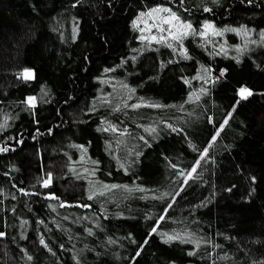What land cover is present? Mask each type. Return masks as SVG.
I'll list each match as a JSON object with an SVG mask.
<instances>
[{
	"label": "trees",
	"instance_id": "trees-1",
	"mask_svg": "<svg viewBox=\"0 0 264 264\" xmlns=\"http://www.w3.org/2000/svg\"><path fill=\"white\" fill-rule=\"evenodd\" d=\"M261 33L264 0H0V264H264Z\"/></svg>",
	"mask_w": 264,
	"mask_h": 264
},
{
	"label": "snow or ice",
	"instance_id": "snow-or-ice-1",
	"mask_svg": "<svg viewBox=\"0 0 264 264\" xmlns=\"http://www.w3.org/2000/svg\"><path fill=\"white\" fill-rule=\"evenodd\" d=\"M205 11H211L208 8L204 9ZM159 13H167V16H159V24H154L153 26L157 27L158 31L163 33V32H167L168 36L171 37L172 40L174 41H182V39L186 36H188L189 34H196L199 35L201 37H207L209 35V30H211V35L212 36H220L223 35V31H239L237 29H225L223 31L221 30H215L214 26L210 23H205L203 25V31L201 32H196L195 29L192 28V25L190 23H185L180 21L179 17L171 11V9L168 8H153L151 10H149L147 13H140V15L137 17V20L133 21V27L136 28L138 27V21H141L143 19V17L147 16L149 18H154V14H159ZM167 27H164V26ZM141 33H143L145 30L144 29H140ZM148 31L150 32L151 29L149 28ZM261 36L264 37V33H261ZM140 39L142 41H156L157 43L160 42H166L167 41V37L161 35L159 37L157 36H145V35H141ZM168 47H172V45L169 43ZM186 51V50H185ZM108 71V70H106ZM208 71V70H205ZM24 79H32L33 78V74L30 70L25 69L23 73L20 74ZM221 76L224 75L223 71L220 74ZM198 79H202L203 77H196ZM207 82V81H205ZM185 83H188V81H185ZM201 91H205L204 89H201ZM253 93L251 92V90L242 87L239 90V96L241 99H247L248 96H251ZM193 97L190 96L189 99L191 100ZM195 99H199V96H195ZM34 101L35 98L34 97H29L27 103L29 104V106H34ZM237 103H239V101H237ZM152 107H160V105H150ZM133 107H137V105H133ZM231 114H229L230 116ZM227 119L224 121L225 124H227ZM221 128H223V125H221ZM107 130V129H105ZM114 130V129H113ZM217 135H219V131L217 132ZM213 141H215L216 136H213ZM211 146V145H209ZM0 151H8L7 148H0ZM208 152V149L205 148L204 149V153L201 155V159H204V157L206 156ZM200 164V160H197L196 162V166H199ZM196 171V167L194 166L191 171L189 173H187L188 177H191L192 173H194ZM181 176H184L185 174L183 172L180 173ZM51 182V174H48V179L44 180L43 182V186L47 187ZM186 182V181H185ZM112 187H116L115 185H113ZM55 198V197H52ZM92 197L90 196L89 199H91ZM63 206V205H62ZM161 219H163V217H161ZM157 229L153 228L152 232H156ZM4 235V233L0 232V237H2ZM166 235V234H165ZM177 237L174 236H169L168 240H172V239H176ZM42 244L44 243L43 239H41L40 241ZM137 255H139V253H137ZM30 259V257H29Z\"/></svg>",
	"mask_w": 264,
	"mask_h": 264
},
{
	"label": "rangeland",
	"instance_id": "rangeland-1",
	"mask_svg": "<svg viewBox=\"0 0 264 264\" xmlns=\"http://www.w3.org/2000/svg\"><path fill=\"white\" fill-rule=\"evenodd\" d=\"M28 70H30L31 72H32V70L31 69H29V68H27ZM25 70V69H24ZM24 70L21 72V73H23L24 72ZM33 74V73H32ZM242 87H240L239 88V90L241 89ZM245 88V87H244ZM250 90V89H249ZM239 93V92H238Z\"/></svg>",
	"mask_w": 264,
	"mask_h": 264
}]
</instances>
